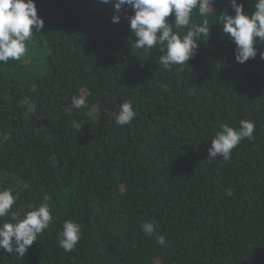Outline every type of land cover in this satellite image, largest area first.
Returning a JSON list of instances; mask_svg holds the SVG:
<instances>
[{"label":"trees","instance_id":"1","mask_svg":"<svg viewBox=\"0 0 264 264\" xmlns=\"http://www.w3.org/2000/svg\"><path fill=\"white\" fill-rule=\"evenodd\" d=\"M34 3L41 33L19 61L0 63V190L11 189L21 216L47 194L54 219L24 257L0 251V264H264V60L235 61L214 24L218 13L232 14L228 0H212L208 39L170 70L158 49L133 48L131 9ZM237 3L253 11L254 0ZM192 22H200L195 10ZM73 96L86 106L73 108ZM125 101L136 116L121 127ZM241 120L255 124V138L230 160L209 162L220 125L238 129ZM66 220L81 226L71 252L57 240Z\"/></svg>","mask_w":264,"mask_h":264},{"label":"clouds","instance_id":"2","mask_svg":"<svg viewBox=\"0 0 264 264\" xmlns=\"http://www.w3.org/2000/svg\"><path fill=\"white\" fill-rule=\"evenodd\" d=\"M101 4L112 3L119 13L122 9L132 10L128 16L129 29L135 40L132 46L139 52L149 53L158 49L159 64L165 70L172 66H183L192 59L197 52L201 36L209 37V10L212 0H98ZM232 14L228 11L220 12L214 24L222 25V32L234 44V59L244 64L254 59L259 53L264 60V48H257V44L264 45V0H254L253 11H244L243 4L237 0H228ZM200 18L199 23H193V12ZM215 10V9H214ZM217 13V11L215 10ZM172 16L169 22L166 18ZM120 16L114 15L112 23H119ZM44 21L37 15L34 0H0V63H7L10 59L19 61L28 51L27 42L34 33H41ZM35 91V88H33ZM86 106V97L73 96L72 107L80 109ZM136 113L130 101L123 102L115 116L117 126L129 125ZM82 124L73 122L72 127L80 131ZM255 124L250 120H241L238 129L221 124L210 141L207 160L211 162L217 156L224 161L231 159L232 150L244 139L253 140ZM231 196V190L227 191ZM17 197L11 189L0 190V218L9 219L0 222V251L17 254L24 257L29 246L37 241L38 235L49 228L53 222L48 201L45 194L38 205L29 204L21 216L18 211H11ZM146 236H154L156 242L165 245V237L156 235L157 226L152 222L140 225ZM81 239V226L72 221L63 222L57 234L59 247L65 252L74 250Z\"/></svg>","mask_w":264,"mask_h":264}]
</instances>
